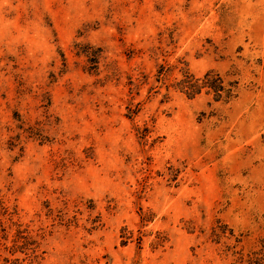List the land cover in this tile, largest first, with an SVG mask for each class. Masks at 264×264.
Returning <instances> with one entry per match:
<instances>
[{
  "label": "rangeland",
  "instance_id": "1",
  "mask_svg": "<svg viewBox=\"0 0 264 264\" xmlns=\"http://www.w3.org/2000/svg\"><path fill=\"white\" fill-rule=\"evenodd\" d=\"M0 264H264V0H0Z\"/></svg>",
  "mask_w": 264,
  "mask_h": 264
},
{
  "label": "trees",
  "instance_id": "2",
  "mask_svg": "<svg viewBox=\"0 0 264 264\" xmlns=\"http://www.w3.org/2000/svg\"><path fill=\"white\" fill-rule=\"evenodd\" d=\"M212 74L207 73L204 77V79L201 78H195L193 75L182 79L179 82V85L181 88L189 95V96H195L196 94L201 92V89L203 86H208L211 90H213L216 93V97L220 98L222 96L221 91H223L224 87H222L221 83L219 85H216L214 82L215 80H212ZM200 80L203 82L200 83ZM219 82H222L220 80ZM256 251L250 252L248 255H244L243 253H240L237 260L239 262H244L246 260L250 261L251 263H254V254Z\"/></svg>",
  "mask_w": 264,
  "mask_h": 264
}]
</instances>
